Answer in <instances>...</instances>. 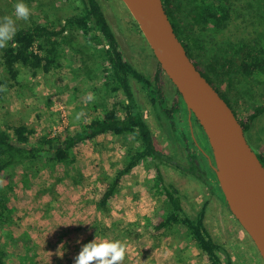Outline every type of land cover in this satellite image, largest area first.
I'll return each mask as SVG.
<instances>
[{"label": "rangeland", "instance_id": "374dc122", "mask_svg": "<svg viewBox=\"0 0 264 264\" xmlns=\"http://www.w3.org/2000/svg\"><path fill=\"white\" fill-rule=\"evenodd\" d=\"M98 1L126 58L151 81H156L160 65L125 4L121 0ZM232 2L233 18L224 32L199 29L196 34L204 49H194V56L203 68L206 67L204 61L207 63L216 51L224 53L229 43L234 47L242 41L257 47L263 44L264 0ZM14 3L15 0H0V17L12 15ZM25 3L31 10L30 16L27 21L16 20L17 27L39 22L59 28L64 20L84 11L81 0H25ZM181 3L187 5L185 0L173 2L174 15L186 26L183 7L177 10ZM83 40L82 36L78 39L82 48L78 47L77 40L66 44L62 53L68 58L66 66L38 78L22 69L21 86L0 90V126L5 122L27 123L37 130L38 135L42 132L54 137L70 130L72 125L94 117L99 111L94 108L95 103L98 108L111 107L113 99L106 100L107 79L99 68V61L91 57ZM229 81L230 77L225 82H218L220 90L241 115L264 103V74L246 79L236 73L230 84ZM161 83L169 99L172 98L176 93L174 84L166 75H161ZM132 86L136 103L153 131L157 148L174 159V165H163L162 170L166 180L183 195L187 213L196 217L206 209L208 227L231 255L233 264H264L216 184L212 150L194 116H190L186 109L178 116L176 127L179 131H175L164 114L152 106L142 85L132 80ZM88 93L94 94V100L87 101ZM77 113H82L79 119ZM63 121L66 127L60 131ZM253 124L254 127L247 132V139L263 156L260 148L264 144V114ZM137 145L132 135H105L94 143L79 145L74 151L76 160L71 167L37 162L19 168L17 172L22 170L28 185L19 176L15 192L4 187L1 189L13 210V220L3 231L0 229L8 250L12 251L11 240H18L22 233L28 232L35 242L37 264H74L81 246L94 238L96 242L121 241L126 251L120 264H208L186 228L172 227L159 236L151 234L149 218L154 211L162 210L166 201L165 197L147 187L155 175L151 162L141 161L124 178L119 193L107 209L97 207L107 188L103 180L109 181L124 168L128 153ZM191 153L200 162L203 174L199 176L186 169ZM221 256L225 260V254Z\"/></svg>", "mask_w": 264, "mask_h": 264}, {"label": "trees", "instance_id": "16d2710c", "mask_svg": "<svg viewBox=\"0 0 264 264\" xmlns=\"http://www.w3.org/2000/svg\"><path fill=\"white\" fill-rule=\"evenodd\" d=\"M70 1V0H63ZM84 11L64 20L61 26L46 25L35 22L30 25L17 27L13 41L0 48V90L21 86L20 76L22 69L27 70L34 78L49 74L52 71L66 66L67 57L62 55L66 44L71 40L78 41L80 36L85 38L83 44L89 48L91 57L99 61L101 72L107 79V101L113 99L111 107L104 105L94 117H89L79 124H74L70 130L59 135H38L37 130L27 123H2L0 126V229L6 228L12 218V208L8 197L1 189L7 188L15 192L18 178L22 176L24 184L28 185L27 176L22 174L21 167L45 162L71 167L75 158V149L85 143H94L101 136H133L138 143L127 155L125 166L117 171L107 184L106 191L97 202L99 209H107L119 193L124 178L141 162L149 161L153 164L154 178L147 185L151 191L165 197L163 209L154 211L149 224L151 234L159 236L169 228H186L198 243L204 260L208 264H233L231 255L223 248L206 222V209H202L196 217L187 213L183 204V195L180 190L165 178L163 165H174L173 157L157 148L153 131L146 121L142 110L136 103L132 80L138 81L147 92L152 106L157 108L169 120L175 131L178 116L187 107L176 89V93L169 99L165 93L161 75H165L161 66L158 68L156 81H151L145 74L136 69L126 58L120 42L114 33L103 8L98 0H81ZM233 0H185L187 5L179 4L177 10L187 19L186 26L176 18L173 2L163 0L166 12L171 19L175 32L185 46L189 57L200 70L202 75L214 86L226 102L234 110L238 120L244 127L246 136L254 121L264 114V103L254 106L246 114L241 115L233 106L230 98L222 93L219 83L229 80L231 83L236 73L246 79L257 74H264V40L263 44L251 46L240 42L236 47L227 44L224 53L215 52L203 68L194 56V49H204L196 37L199 29L224 32L233 18ZM137 30L141 32L136 22ZM78 41V47L82 48ZM85 45V47H86ZM86 51V49L84 50ZM219 82V83H218ZM195 118V117H194ZM197 122V120H196ZM264 164V157L258 153ZM189 172L199 176L203 174L197 164V157L189 155ZM185 169V168H184ZM213 172V171H212ZM215 175V172H213ZM20 174V175H19ZM217 180V179H216ZM218 185V181H216ZM5 213V215H4ZM10 239L12 235H8ZM15 238V237H14ZM11 250L0 235V264H37L38 258L35 242L28 232L21 234L20 238L11 240ZM225 254V260L222 254Z\"/></svg>", "mask_w": 264, "mask_h": 264}, {"label": "water", "instance_id": "95a60500", "mask_svg": "<svg viewBox=\"0 0 264 264\" xmlns=\"http://www.w3.org/2000/svg\"><path fill=\"white\" fill-rule=\"evenodd\" d=\"M165 75L202 127L225 201L264 261V164L232 107L202 75L178 38L163 0H121Z\"/></svg>", "mask_w": 264, "mask_h": 264}, {"label": "clouds", "instance_id": "9594fccd", "mask_svg": "<svg viewBox=\"0 0 264 264\" xmlns=\"http://www.w3.org/2000/svg\"><path fill=\"white\" fill-rule=\"evenodd\" d=\"M30 12L25 0H15L13 14L0 17V48L7 46L9 41H13L17 32L16 20L27 21ZM94 98L92 93L86 95L87 101H92ZM81 115L82 113H77L76 118L79 119ZM125 251V245L119 240L96 242L94 238L81 246L74 258V264H120L125 258Z\"/></svg>", "mask_w": 264, "mask_h": 264}, {"label": "crops", "instance_id": "0c3cea01", "mask_svg": "<svg viewBox=\"0 0 264 264\" xmlns=\"http://www.w3.org/2000/svg\"><path fill=\"white\" fill-rule=\"evenodd\" d=\"M257 120V119H256ZM257 122H255V124H256ZM255 124H253V125H255ZM254 126H252V128H253ZM262 136H263V139H264V132L262 131ZM262 151H260L262 154H263V157H264V144H263V146H262V148H260Z\"/></svg>", "mask_w": 264, "mask_h": 264}, {"label": "built area", "instance_id": "2783aa9c", "mask_svg": "<svg viewBox=\"0 0 264 264\" xmlns=\"http://www.w3.org/2000/svg\"><path fill=\"white\" fill-rule=\"evenodd\" d=\"M64 116H65V115H63V117H64ZM64 127H66V125H64V121H63L62 126H59V130L62 131Z\"/></svg>", "mask_w": 264, "mask_h": 264}, {"label": "flooded vegetation", "instance_id": "af4514ba", "mask_svg": "<svg viewBox=\"0 0 264 264\" xmlns=\"http://www.w3.org/2000/svg\"><path fill=\"white\" fill-rule=\"evenodd\" d=\"M208 140V139H207ZM207 143L209 144V142L207 141ZM210 146V145H209ZM212 152V151H211ZM201 155L203 156V154H202V152H201ZM211 157H213V155L211 156ZM197 164H198V166H200V162L198 161V159H197Z\"/></svg>", "mask_w": 264, "mask_h": 264}]
</instances>
